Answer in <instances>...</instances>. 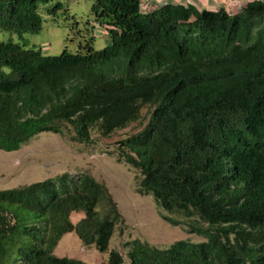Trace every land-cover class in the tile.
Instances as JSON below:
<instances>
[{
    "label": "trees",
    "instance_id": "obj_1",
    "mask_svg": "<svg viewBox=\"0 0 264 264\" xmlns=\"http://www.w3.org/2000/svg\"><path fill=\"white\" fill-rule=\"evenodd\" d=\"M93 37L110 43L59 55L0 42V149L19 150L43 132L90 141L141 118L120 142L119 162L139 169L138 192L153 195L172 225L203 242L159 247L128 241L130 264H264V0L229 13L142 0H92ZM44 13L70 20L62 0H0V28L39 33ZM77 24V21L74 22ZM105 205L102 212L99 207ZM84 212L74 224L71 216ZM122 215L91 174L70 173L0 190V264H88L54 251L76 232L105 253ZM111 250L104 264H124Z\"/></svg>",
    "mask_w": 264,
    "mask_h": 264
},
{
    "label": "rangeland",
    "instance_id": "obj_2",
    "mask_svg": "<svg viewBox=\"0 0 264 264\" xmlns=\"http://www.w3.org/2000/svg\"><path fill=\"white\" fill-rule=\"evenodd\" d=\"M92 3V0H62L64 8L69 10V15L74 19L67 20L63 16L54 19L44 13L43 28L39 33L20 35L0 28V42H20L26 47L43 49L49 55H59L64 50L77 53L85 49L89 39L94 48L103 49L110 43L107 42V33L105 36L96 33L93 37V30H88L87 20L91 18ZM149 119L150 109L144 107L137 122L116 130L110 136L93 129L90 141H80L75 137L72 126H68L64 134L40 133L19 150L0 149V190L29 185L64 173L73 176L91 174L107 187L122 215L109 250L102 253L95 245L86 246L74 231L65 234L60 240L54 251L59 257L77 258L88 264H104L110 251L118 250L124 256V264H130L128 247L125 245L128 241L140 239L159 247L169 246L178 240L203 242L206 239L189 232L186 225L167 222L162 214L175 218L181 216L160 209L153 195L139 193L137 190L142 178L140 170L118 161L121 140L142 131ZM105 207L101 205L99 209L104 212ZM84 217V212H75L71 219L74 224H78Z\"/></svg>",
    "mask_w": 264,
    "mask_h": 264
},
{
    "label": "crops",
    "instance_id": "obj_3",
    "mask_svg": "<svg viewBox=\"0 0 264 264\" xmlns=\"http://www.w3.org/2000/svg\"><path fill=\"white\" fill-rule=\"evenodd\" d=\"M251 1L255 0H142V8L145 12H152L156 8L166 4H181L184 6H194L199 10L207 9L218 11L225 9L229 13H235ZM105 30L106 28L102 27V32L99 33L98 29L100 36H105V33L108 35V32H105ZM107 37V42H110L109 35ZM44 53L48 54L47 51H44Z\"/></svg>",
    "mask_w": 264,
    "mask_h": 264
},
{
    "label": "built area",
    "instance_id": "obj_4",
    "mask_svg": "<svg viewBox=\"0 0 264 264\" xmlns=\"http://www.w3.org/2000/svg\"><path fill=\"white\" fill-rule=\"evenodd\" d=\"M96 27H97V29H99V33L102 32V27H103V28H106V27H104V26L101 25V24H97ZM106 30H107V29H106ZM97 33H98V31H97Z\"/></svg>",
    "mask_w": 264,
    "mask_h": 264
}]
</instances>
